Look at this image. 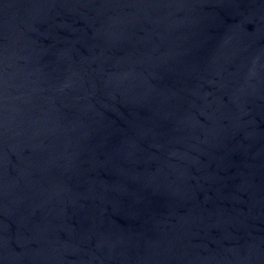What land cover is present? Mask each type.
<instances>
[{"label": "water", "instance_id": "obj_1", "mask_svg": "<svg viewBox=\"0 0 264 264\" xmlns=\"http://www.w3.org/2000/svg\"><path fill=\"white\" fill-rule=\"evenodd\" d=\"M0 264H264V0H0Z\"/></svg>", "mask_w": 264, "mask_h": 264}]
</instances>
